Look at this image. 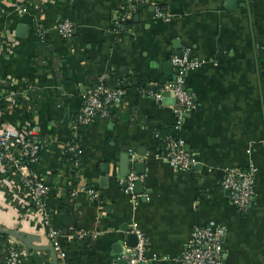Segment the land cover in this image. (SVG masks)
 <instances>
[{"label":"crops","instance_id":"obj_1","mask_svg":"<svg viewBox=\"0 0 264 264\" xmlns=\"http://www.w3.org/2000/svg\"><path fill=\"white\" fill-rule=\"evenodd\" d=\"M156 1L169 22L157 19L149 3L119 37L113 20L123 0H0V121L34 130L47 145L38 172L51 188L58 264H119L123 229L134 226L148 239L147 264H181L194 228L211 221L227 230L225 264H264V0H236L233 9L229 0ZM62 20L73 24L70 40L58 33ZM185 50L204 63L187 75L197 106L181 120L173 93L160 103L147 93L174 80L171 58ZM101 78L109 89L125 88L123 102L111 118L75 127L85 93ZM168 137L185 142L196 160L192 171L179 173L164 159ZM69 144L80 148L78 170L64 158ZM252 164L255 200L240 212L222 180L227 170ZM132 171L142 178L130 192ZM6 176L0 175V227L52 246L41 215L23 204L17 179ZM78 186L98 188L101 198H72ZM80 231L89 237L80 239ZM12 245L24 264H54L50 251L2 233L0 264Z\"/></svg>","mask_w":264,"mask_h":264},{"label":"built area","instance_id":"obj_2","mask_svg":"<svg viewBox=\"0 0 264 264\" xmlns=\"http://www.w3.org/2000/svg\"><path fill=\"white\" fill-rule=\"evenodd\" d=\"M149 3L155 6L157 19L164 22L171 20L170 13L160 6L156 0H123L121 8L113 20V32L119 37L129 34L133 17L142 6ZM22 12H26V9L21 10ZM38 31L39 39L45 41V31L42 28H39ZM73 31V24L68 20L59 22L58 33L63 39H72ZM171 63L175 68L174 80L161 86L156 91L149 90L146 93L157 103L162 101L163 93H173L177 101L172 109L174 114L182 120L186 113L194 111L197 106L186 86L187 75L191 70L200 68L204 62L192 58L190 50H185L182 52L181 57L178 55L172 56ZM142 91L146 90L142 89ZM125 95V88L109 89L105 85L104 78L99 79L96 85L85 93L84 104L81 112L73 122L74 126L85 127L96 120L111 118L112 111L123 102ZM2 108L3 102L0 99V112ZM45 147L47 145L34 130H15L4 127L0 121V175H10L17 179L23 193V204L41 215L47 237L55 251L58 252L60 250V233L53 226L48 214L51 188L45 178L39 176L37 170ZM63 155L69 158L73 169H80L81 151L77 144H69L64 149ZM164 159L173 170L183 174L192 171L196 164L195 158L185 150V142L172 137L165 140ZM141 178L135 171L130 173L127 180V187L130 192L134 191L136 183ZM222 187L230 192L231 203L240 212H247L255 200V166L252 164L245 169L227 170L222 180ZM80 193H86L95 200L100 198L98 191L87 186H78L72 189L70 196L76 198ZM131 232L137 235L138 244L135 248L126 247L122 259L126 260L127 264L147 263V237L135 226ZM78 235L80 239L89 237V234L83 231L78 232ZM93 237H97V234H93ZM226 237V228L215 221H211L205 226H196L192 232L190 247L177 261L181 264H225L224 245ZM156 259L154 257V260ZM4 264H24L17 246L12 245L9 248Z\"/></svg>","mask_w":264,"mask_h":264},{"label":"water","instance_id":"obj_3","mask_svg":"<svg viewBox=\"0 0 264 264\" xmlns=\"http://www.w3.org/2000/svg\"><path fill=\"white\" fill-rule=\"evenodd\" d=\"M237 2L236 0H229L228 2V8L229 9H233L234 7H236ZM21 30H25V27L20 26L19 27ZM178 56H182V53L178 54ZM149 87H154L153 89L156 90L157 88L155 86H149ZM151 89V88H150ZM171 94L170 92H165L163 93L162 97ZM187 152V148L185 149ZM129 171V165L127 166V169H123L121 172V176H124L125 174H127ZM124 173V175H123ZM101 182H106V178H104ZM140 186V183H137L136 188H138ZM229 192V191H228ZM230 193V192H229ZM123 231L126 233V244L125 248H135L138 244V237L135 233H132L131 230L129 228H124ZM0 233L2 234H7L10 235L14 238H16L17 240L21 241L23 244H25L26 246H28L30 249L35 250V251H50L53 254V259H54V264H58V257H57V253L54 249L53 246H36L35 244H33L34 242H40V238L39 236L36 235H32V234H27L24 232H17V231H12V230H3L0 227ZM125 248L124 250L120 251V254L123 256L125 254ZM119 264H127V261L124 259H121L119 261ZM138 264H147L146 262H140Z\"/></svg>","mask_w":264,"mask_h":264},{"label":"trees","instance_id":"obj_4","mask_svg":"<svg viewBox=\"0 0 264 264\" xmlns=\"http://www.w3.org/2000/svg\"><path fill=\"white\" fill-rule=\"evenodd\" d=\"M112 112H113V111H112ZM46 151H47V147H45V149H44V151H43V154L46 153ZM64 158H65L68 162H70V160H69V158H68L67 156H64ZM40 164H41V163H40ZM40 164H39V166H40ZM39 166H38V168H39ZM38 168H37V170H38ZM74 173H75V172H74ZM39 176L42 177L40 174H39ZM73 183H74V186H76V184H77V180L74 179V180H73ZM95 189L98 190V188H96V187H95ZM100 198H101V197H100ZM59 264H60V261H59Z\"/></svg>","mask_w":264,"mask_h":264}]
</instances>
